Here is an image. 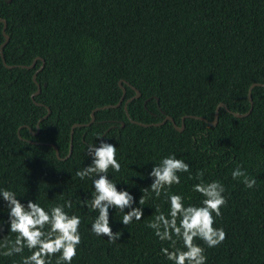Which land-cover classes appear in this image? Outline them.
Masks as SVG:
<instances>
[{"label":"trees","instance_id":"16d2710c","mask_svg":"<svg viewBox=\"0 0 264 264\" xmlns=\"http://www.w3.org/2000/svg\"><path fill=\"white\" fill-rule=\"evenodd\" d=\"M0 19L7 22L8 66L45 61L36 79L41 92L33 99L42 61L33 69H8L0 54V188L46 211L71 201L64 211L81 218L72 264H172L161 253L172 250L171 242L147 227L157 206L167 215V197L144 191L152 167L170 155L190 166L169 189L185 206H201L197 183L219 181L225 189L222 215H213L226 239L212 248L194 241L204 248L206 264H264V85L253 87L249 115L221 108L216 125L187 116L179 131L170 120L157 126L131 121L161 122L167 115L179 126L186 115L212 121L220 102L247 112L251 84L264 83V0H0ZM121 79L122 104L101 108L92 124L76 127L67 158L72 127L89 122L95 108L118 103ZM127 82L141 92L128 102L129 116L124 105L136 91ZM98 137L116 146L121 164L118 173L109 168V179L134 196V207L145 196L143 218L127 226L120 221L124 212L109 210L110 227L122 233L114 243L91 232L98 213L83 201L92 198V179L76 176L91 163L88 146H98ZM237 166L255 178L253 188L232 178ZM7 219L0 197V243L15 239ZM27 255V248L0 255V264H21Z\"/></svg>","mask_w":264,"mask_h":264},{"label":"clouds","instance_id":"9594fccd","mask_svg":"<svg viewBox=\"0 0 264 264\" xmlns=\"http://www.w3.org/2000/svg\"><path fill=\"white\" fill-rule=\"evenodd\" d=\"M88 153L91 163L76 172L81 180L86 177L92 179L94 188L91 200L83 201V205L98 213L91 224V232L96 236H105L114 243L122 233L113 232L110 227L109 210L119 209L124 212L120 221L127 226L134 219L139 221L143 218L141 206L145 204V196L142 195L139 199L140 207H134V196L126 190H118L116 184L109 179V168L117 173L121 170V164L116 159L115 145L100 139L98 146H88ZM189 172L190 166L183 159H178L175 155L164 157L148 173L152 183L144 190L147 193L150 189L156 198L162 194L167 197V215L157 206V215L147 227L153 230L160 241L171 242L172 250L163 247L161 253L172 264H206L204 248L194 241L200 239L212 248L226 239L223 228L214 227L213 213L215 217H220L221 208L227 203L223 195L224 186L219 181L193 185V191L204 197L201 206H185L182 196L169 191L173 185L180 183L178 173ZM202 176L203 172H200L197 178ZM232 178L242 179L247 188H253L256 184L255 178L249 177L241 166L232 171ZM0 197L8 209V231L16 234L14 240L5 239L0 243V255L11 257L22 254L27 248L30 255L22 256L21 264H51L50 258L53 256L57 257L56 264H72L81 243V218L64 211L65 207L71 208V201L46 211L31 200L26 205L21 203L15 192L7 189L0 188ZM178 241L182 242L181 248L176 247Z\"/></svg>","mask_w":264,"mask_h":264},{"label":"water","instance_id":"95a60500","mask_svg":"<svg viewBox=\"0 0 264 264\" xmlns=\"http://www.w3.org/2000/svg\"><path fill=\"white\" fill-rule=\"evenodd\" d=\"M0 22H2V23L4 24V26H3V36H4V38H5L4 43H3V44L1 45V47H0V54H1V57H2V59H3V63H4V65H5L8 69H13V68H15V67H22V68H25V69H33V68L36 66V62H37L38 60H41V61H42V66H41V67L35 72V74H34V76H33V80H34V82L37 84V88H38L37 92L32 96V98L35 99V97L38 96V95L40 94V92H41V86L37 83V80H36V79H37V76H38L39 72L42 71V70L44 69V67H45V61H44L42 58H37L36 60H34V62H33L30 66H8V65L6 64V61H5V59H4V55H3L4 48H5V46H6V45L8 44V42H9V36L6 34L7 22H6L5 20H3V19H0ZM123 81H124L123 79H121V80L119 81V85H120V86L122 87V89H123V95H122L121 99L118 101V103H116V104L104 105V106H102V107H97V108H95V109L92 111L91 119H90L89 122H87V123L77 124V125H74V126L72 127L70 153H69V155L67 156V158L70 157L71 152H72V148H73V144H72V141H73V131H74V129H75L76 127H82V126H86V125H90V124H92V123L95 121V112H96L97 110H99V109H101V108H104V109H105V108H110V107H118L119 105L122 104L123 99H124V96H125V93H126V87L123 85ZM127 84H128L129 86H131V87L136 91V94H135L133 97H131L130 99H128V100L125 102V105H124L125 111H126L127 115L129 116L128 108H127V104H128L129 101L133 100L134 98H139V97L141 96V92H140L137 88H135L134 86H132L129 82H127ZM257 85H264V83H257V82H256V83L251 84V86H250V88H249V92H248V96H249V99H250V102H251V106H250V109H249L247 112H244V113L234 112V111L230 110V108L227 106V104H226L225 102H220V103L217 105L216 109H215L214 119H213L212 121L207 120V119L204 118L203 116H194V115H186V116H184V117H183V120H182V124H181V126H179V125L175 122V119H174L172 116H170V115L165 116V118H164L161 122L144 123V122L136 121V120H133V119H131V121L134 122V123H138V124H140V125H143V126H153V125H154V126H157V125H162V124L166 123L168 120H170V121H172V123L174 124L175 128H176L177 130H179V131H183V130L185 129V123H184V120H185V117H187V116H189V117H194V118H199V119H202V120H204V121H207L208 124H209L210 126H212V125H216V124L218 123V120H219V111H220L221 108H225L227 111L231 112L233 115H235V116H237V117H244V116L249 115V114L251 113V111L253 110V106H254L253 99H252V89H253V87H255V86H257ZM49 115H50V110L48 111V114H47L44 118H42V119L40 120V122H42L43 120L47 119ZM122 125H124V123H122ZM37 128H38V131H39V125L37 126ZM37 133H38V132H37ZM37 133H32V134H33V135H36ZM55 150H56V155H57V157H58L59 159H61V158H60V154H59L58 149L55 148Z\"/></svg>","mask_w":264,"mask_h":264}]
</instances>
